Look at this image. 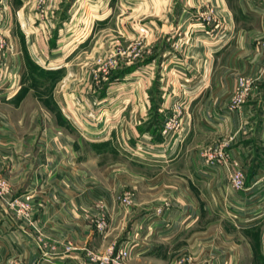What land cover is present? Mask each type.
<instances>
[{
	"label": "crops",
	"instance_id": "1",
	"mask_svg": "<svg viewBox=\"0 0 264 264\" xmlns=\"http://www.w3.org/2000/svg\"><path fill=\"white\" fill-rule=\"evenodd\" d=\"M47 1L55 4L58 13L63 1ZM28 2L0 0V26H3V35L10 45L0 52V75L4 72L12 77L6 83V89L15 85L18 79V87L9 99L17 98V92L23 90L20 82L27 66L23 48L28 49L30 57L36 61L43 54L39 55V50L32 44L37 40L32 37L30 40L27 35L34 27L31 18L38 15ZM222 3L221 10H226L221 14L225 26L217 34V41L212 42V62L204 66L199 61L198 65L188 69L175 70L176 75L172 73L167 77L164 74L157 90L152 81L145 83L142 78L133 76L139 69L127 66L115 77L116 82H110L109 86L104 81L105 84L92 89L86 83L76 91L75 67H69L68 63L60 66L62 61L53 64L58 66L55 69H63L61 74L64 76L58 80L54 95L67 119L72 122L78 120L76 99L83 101V107L109 104L110 99L116 101L113 105L120 107L122 115L119 129L112 133V139L125 151L131 152V156L126 153L130 159L128 162L102 165L99 175H95L89 162L78 161L75 136L59 131L49 133L54 142L61 141L66 145V149L61 148L58 152V161L54 165L42 160L37 162V158L30 164L10 163L12 169L16 168L19 173L17 184L31 194L36 225L43 229L51 242L58 239L65 229L69 234L84 230L82 239H93L91 229L83 226L81 231L80 224L71 220L75 217L84 219L86 213L97 212V208H92L94 198L105 200L109 205L115 204V192L126 186L136 195L134 205L127 211L116 207V204L111 205L107 208V215L110 217V234L119 228L118 223L123 219L131 220L130 234H136L131 241H136L134 243L138 246L135 263L150 257L158 259L159 255H164L158 251L170 249L178 252L181 264H204L209 260H215L217 264H246L243 261L246 256L254 257L251 264H264V58L260 55L264 52L260 47V42L264 41V0H223ZM185 20L183 23L189 27L188 32L198 25ZM14 25H20L25 34L19 36L24 47L17 34L11 33ZM206 34L204 32L203 37ZM218 40L221 42L217 43ZM203 53V50L197 52ZM180 72L191 76V82L182 83ZM126 73H131L128 75L132 81H127L128 75L124 77ZM241 76H252L254 82L243 102L238 104V109L231 111L230 103ZM125 88L130 93L125 92ZM116 90L125 91L117 95ZM128 94L129 97L124 98ZM185 96L189 99L186 100ZM176 99L185 104L183 123L178 133L172 132L167 138L163 122L174 112ZM81 105L78 104L79 107ZM83 134L88 139L105 142L111 133ZM6 135L9 139H3V147L8 150L9 157L11 151L20 152L28 146L24 137L15 136L10 129ZM83 142V148H78L81 153H85L86 141ZM225 143L232 159L242 162L245 170L247 187L237 196L228 186V172L216 171L202 157L204 150L212 151ZM144 144L146 151L143 157L134 158L135 148ZM40 146L36 145L37 148ZM24 151L26 153V149ZM62 159L65 161L60 162ZM27 169L31 170L29 176ZM224 203L230 209H220ZM63 217L71 221L67 227L60 220ZM9 223L7 230L0 228L3 231V236L0 233V264H6L7 250L28 249L25 243L28 225L19 221L17 224L10 219ZM252 234L256 237L259 234L256 246L250 240ZM35 245V250L31 248L24 260L25 264H85L83 257L79 259L84 245H76L72 253L44 257H37L39 247L37 243ZM134 250L132 248L131 254Z\"/></svg>",
	"mask_w": 264,
	"mask_h": 264
},
{
	"label": "rangeland",
	"instance_id": "2",
	"mask_svg": "<svg viewBox=\"0 0 264 264\" xmlns=\"http://www.w3.org/2000/svg\"><path fill=\"white\" fill-rule=\"evenodd\" d=\"M28 1L38 15L36 14V18H31L32 22L34 21L32 24L34 27L27 35L30 40L31 37L37 40V43L35 41L31 43L35 44L40 52L39 55L43 54L37 61L33 57L31 58L29 50H25L22 39L19 38V36H25L24 32L20 25L17 27L14 25L11 28V33L17 34L20 39L22 47H24L26 55L24 59L27 65L20 82L23 90L17 92V94L19 93L17 98L9 99L18 87V79L15 85L6 89L8 86L6 83L11 81L12 77L6 76L4 72L0 75V86H4L0 88V228L7 230L10 224L9 219L15 223L24 222L29 228L28 238L25 241L28 245L27 251L24 249L21 251L7 250L6 264H25L24 260L29 256L31 248L35 250L36 243L39 247V249L37 248V257L55 256L64 252L72 253L76 245L81 247L84 245V251L82 249L79 252V259L83 257L85 264H181L178 252L170 251V249L158 251L160 254H164L163 257L159 255L158 259L150 257L135 263L137 249L133 248L135 250L131 254L132 249L129 244L136 242L131 241V238L136 237V234L134 236L130 234L131 220L123 219V222L118 223L120 224L119 228L110 234V217L107 215V208H111L112 204L109 205L107 201L95 198L92 208H97V212L86 213L84 219L75 217L71 220L80 224L79 230L81 231L83 226L86 229H91L93 239L89 238L88 241L82 239L84 230L82 233L76 230L69 234L65 229L58 239H53L51 242L43 229L36 225V220L33 218V204L32 201L30 202L31 194L24 191L21 184H17L19 173L16 168L12 169L10 163L20 162L23 164L26 162L30 164L34 162V158H37V162L42 160L45 163H50L49 165H54L58 161V152L61 151V148L66 149V145L61 141H59L60 143L54 142L49 133H59V131L75 136L78 161L89 162L91 172L95 175H99L104 164L108 166L115 162L130 161L126 157V153L131 156V152L125 151L121 144H116V141L112 139V133L119 129L122 115L120 107L113 105L116 101L110 99L111 103L109 104L83 107V101L76 99V107L79 110L76 108L75 113H77L78 120L76 122L69 121L62 108L57 104L54 95L58 80L64 76V73L61 74L63 69H55L57 65L53 64L62 61L60 66H65L68 63L69 67H75L73 77L76 81V91L78 88L86 86V83L90 84L92 89L94 86L105 84L104 81L109 86L110 82L113 83L116 80L115 77L120 74V71L129 66L136 70L139 69V72L133 76L142 78L145 83L152 81L157 90L161 87V77L164 74L167 77L173 75L172 73L176 75L175 70L178 71L183 67L188 69V67L198 65L199 61L203 62L204 66H209L210 61L212 62L210 53L212 42L217 41V34L225 26L224 16L221 15L222 12L224 14L226 12V10H221L223 9L221 8L223 0H213L214 3L212 0H62L58 13H56L55 4H48L47 0ZM53 10L55 13L52 12ZM52 14L56 17L53 18ZM185 18L191 23L198 24L193 26L191 32H188L189 27H185L183 23L186 21ZM2 28L3 26H0L1 34L4 30ZM204 32L207 34L203 37ZM172 35L174 36L172 37ZM220 42L221 40H218L217 43ZM260 47L264 51V41L260 42ZM53 49L55 50L52 52ZM200 50L204 52L202 55L197 54ZM66 55L70 56L66 57ZM260 55L264 58V52ZM221 61L222 59H220ZM82 70H84L83 73ZM128 74L131 73H126L124 77H127ZM179 75L182 83L188 84L192 80L191 76L184 75L182 72ZM252 78V76L238 78L237 88L230 103L231 111L237 110L238 104L242 103L249 93L254 82ZM127 79L128 82L132 81L130 76ZM170 82L173 85V80ZM125 90H116V94L118 95L121 91L130 93L127 88ZM186 94L190 96V93ZM110 97L114 98V95ZM127 97L129 94L124 96V98ZM188 99L187 97L186 100ZM78 104L83 105L79 107ZM184 106L183 102L176 99L173 105L174 112L167 120H164L163 130L168 132L166 133L167 138L172 132L177 131L178 133L181 129ZM9 129L15 136L25 138L28 145L24 148L26 153L24 150L20 152L14 150V153L11 151L9 157L8 150H4L3 139H9L6 135L9 133ZM83 133L111 134L108 137L110 140L104 142V140L88 139ZM176 137L178 134L174 136V139ZM82 140L86 141L85 153L79 152L78 149L79 147L83 148ZM39 144L41 146L37 148L36 145ZM226 144L212 151L204 150L202 157L204 162L214 167L216 171L225 170L228 172V186L232 194L237 196L247 187L246 177L244 188L239 189L233 185L231 172L243 165L242 162L232 159ZM140 147L134 150L133 156L136 159L142 158L146 151L145 144ZM99 153H103V155L100 156ZM64 161L65 159H62L60 162ZM48 170L51 169L48 168ZM27 171L29 176L31 170L27 169ZM114 196L116 205L114 203L113 205L126 209L125 211L134 205L136 198L134 191L127 189L126 186L115 192ZM223 205V207L220 206V209L228 210L229 207L226 206V203ZM60 220L64 222L65 227L68 226L67 223L71 222L64 217ZM82 220L85 222L83 223ZM0 233L2 235L3 231ZM258 235L257 237L256 234L250 235L254 246H256L255 241L259 240ZM229 237L230 235L225 238ZM33 242L35 244H32ZM125 242H129L128 245ZM225 242L223 240V243ZM123 243L129 250L126 256L119 253ZM136 247H138L137 244ZM252 259L254 257L246 256L243 261L246 264H251ZM255 263L257 262L255 261ZM204 264L217 263L215 260H209Z\"/></svg>",
	"mask_w": 264,
	"mask_h": 264
},
{
	"label": "built area",
	"instance_id": "3",
	"mask_svg": "<svg viewBox=\"0 0 264 264\" xmlns=\"http://www.w3.org/2000/svg\"><path fill=\"white\" fill-rule=\"evenodd\" d=\"M9 43L8 41L5 39L4 35L1 34L0 32V52H3L5 51L6 49H8L9 47ZM245 85V83H244ZM248 86V85H246ZM169 126V125H168ZM169 129H171V127L169 126ZM231 181L233 183V185L236 187V188H244V185H245V175H244V170H243V166L239 167V168H236L235 171H232L231 172ZM106 226V224L104 225V227ZM130 248H136V243H130ZM128 247L126 248V246H121V249L119 251V253L121 255H128Z\"/></svg>",
	"mask_w": 264,
	"mask_h": 264
}]
</instances>
